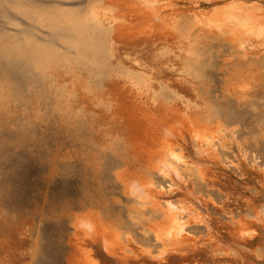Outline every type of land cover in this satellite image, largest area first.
<instances>
[{"label":"rangeland","instance_id":"obj_1","mask_svg":"<svg viewBox=\"0 0 264 264\" xmlns=\"http://www.w3.org/2000/svg\"><path fill=\"white\" fill-rule=\"evenodd\" d=\"M118 10L111 0H0V264H79L73 221L85 212L127 231L125 244L138 251L112 261L89 242L99 264H156L139 246L155 244L148 222L160 215L137 205L120 175L161 181L147 165L154 136L142 112L162 117L175 100L225 126L221 154L232 165L207 160L206 181H188L219 235L233 213L264 205L263 51L246 55L222 32L198 27L183 44L177 33H134L117 24ZM201 224L190 226L200 238ZM260 224L236 255L213 257L206 245L157 264H264Z\"/></svg>","mask_w":264,"mask_h":264},{"label":"bare ground","instance_id":"obj_2","mask_svg":"<svg viewBox=\"0 0 264 264\" xmlns=\"http://www.w3.org/2000/svg\"><path fill=\"white\" fill-rule=\"evenodd\" d=\"M111 2L120 9L118 10L119 13H122V19L118 23L116 20L115 22L120 26L124 25V27L132 25V29H135V31L131 30L134 33L139 32L149 35L157 30L160 33H164V31L169 34L173 33L172 35L177 33L175 37L183 44L191 39L192 29L198 27L207 32H222L246 55L248 49L253 47L263 51L264 54V3L260 0H111ZM184 3L188 4H185L187 5L186 8H184ZM105 10L111 9L107 7ZM93 13L99 14L97 10ZM136 21L138 22L136 23ZM121 31H124V28ZM249 52L252 51L249 50ZM262 63L264 64V58ZM146 77L149 80L153 78L148 75L144 76V78ZM149 88L147 89L148 92ZM145 96L141 94V97L146 98L147 96ZM153 101H156V99ZM192 109L191 105L185 101L178 102L175 100L174 103L169 102V106L161 108L163 111L162 117H159L158 112V114L154 113L156 112L153 111L156 110L155 108L149 109V112H153L154 115L149 114L147 110L141 111L143 113L142 117L144 115L143 118L149 117L151 133L154 136V141L152 140L153 148L148 150L147 165L149 164L148 167L157 174L161 181L156 180L150 174L136 173V171L135 173H122L120 175L125 192L134 198L137 205L142 209L150 206L156 209L160 215V218L149 219L148 222V229L153 235L155 244L146 246L144 240L145 243L142 242L144 245L139 246L142 254L150 257L152 262L161 263L170 257L182 261L191 250L194 251L196 248L199 250V247H206V245L210 246L209 252L213 257L218 254L233 256L238 253L237 251H240L238 245L247 244L248 246V243H252L261 231L258 229V225L260 223L264 225V205L256 206V204H252L253 206H250L248 202L247 205L252 208H247L251 209L252 215L246 214L245 211L244 213H231L230 222L226 223L229 231H227L226 236H220L215 229L216 226L210 220L212 216L209 218L210 212H204L197 206L196 203L202 200L196 194V189L194 190L196 186L193 188L188 183L190 177L193 176L196 179L199 178L198 180L206 181L208 170L206 168L208 166L204 165V162L207 160H222L227 166L232 165L234 161L229 159V156L221 154L224 151L221 146H223L225 126L218 120L210 122L199 115L194 116L195 114L188 113ZM221 155H223V158H221ZM256 165L254 166L257 167ZM260 172L264 173V169L260 168ZM174 192H178L181 197L173 199L168 195ZM195 223L205 224L206 228H204L207 229L205 237L200 238L190 230L191 224L195 225ZM73 225L78 241L75 245L82 253L79 264H99L97 256L89 247V242L98 248L101 255L112 261L123 259L129 255L133 257L138 255V251L135 252L125 244V239L128 237L127 231L104 223L99 217L90 212L76 213ZM143 227L145 226L143 225ZM147 239L146 241H148ZM85 245L88 246L84 247ZM194 264L200 263L197 260Z\"/></svg>","mask_w":264,"mask_h":264},{"label":"snow or ice","instance_id":"obj_3","mask_svg":"<svg viewBox=\"0 0 264 264\" xmlns=\"http://www.w3.org/2000/svg\"><path fill=\"white\" fill-rule=\"evenodd\" d=\"M161 254H163V253H161Z\"/></svg>","mask_w":264,"mask_h":264}]
</instances>
